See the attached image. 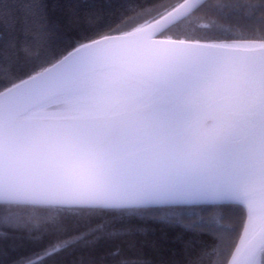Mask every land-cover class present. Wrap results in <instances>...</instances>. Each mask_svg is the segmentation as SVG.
Instances as JSON below:
<instances>
[{
	"label": "snow or ice",
	"instance_id": "1",
	"mask_svg": "<svg viewBox=\"0 0 264 264\" xmlns=\"http://www.w3.org/2000/svg\"><path fill=\"white\" fill-rule=\"evenodd\" d=\"M0 264H264V0H0Z\"/></svg>",
	"mask_w": 264,
	"mask_h": 264
}]
</instances>
